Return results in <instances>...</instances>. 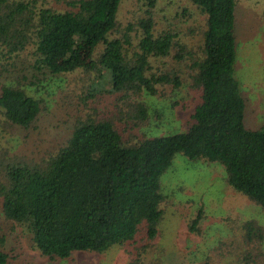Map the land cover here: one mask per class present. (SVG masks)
I'll use <instances>...</instances> for the list:
<instances>
[{"label": "trees", "instance_id": "1", "mask_svg": "<svg viewBox=\"0 0 264 264\" xmlns=\"http://www.w3.org/2000/svg\"><path fill=\"white\" fill-rule=\"evenodd\" d=\"M188 1L203 18L188 11L195 23L182 30L165 0H0V133L36 127L44 102L27 86L93 72L88 87L68 96L78 110L55 149L37 160L0 149L2 214L42 256L68 259L156 239L161 177L176 155L219 163L232 191L264 210V123L245 125L247 100L234 75L238 0ZM184 81L197 93L185 130L131 143L126 131L148 122L144 95L163 97ZM202 217L199 207L191 231ZM239 230L201 264H219L232 251L227 244L246 248L244 264H264L263 227L250 218ZM0 264H10L1 249Z\"/></svg>", "mask_w": 264, "mask_h": 264}, {"label": "rangeland", "instance_id": "2", "mask_svg": "<svg viewBox=\"0 0 264 264\" xmlns=\"http://www.w3.org/2000/svg\"><path fill=\"white\" fill-rule=\"evenodd\" d=\"M237 4L234 75L240 83L241 95L247 100L245 125L258 129L264 123V0H238ZM161 6L175 12L174 21L182 30L194 26V13L203 18L188 0H165ZM126 7L125 2L123 9ZM183 10H186L184 15ZM188 11L192 12L191 17ZM195 33L191 36L188 33V38L194 39L190 43L196 44L198 32ZM28 54L24 52L22 56ZM88 55V52L84 54L82 62L87 61ZM92 78L93 72L86 73L81 68L65 78L49 76L38 86H27L29 93L43 99V113L29 133L5 127L0 133V149L7 151L8 157L26 156L28 160H37L48 148L55 149L69 133L70 123L66 121L72 120L70 116L78 110L68 96L88 87ZM162 94L163 97L144 95L148 122L129 129L133 135L126 131L131 143L146 136L185 130L197 93L188 89L184 81L180 88L163 89ZM123 122L121 120L119 125ZM129 123L134 122L129 120ZM161 191L165 195L163 218L160 233L152 241L142 239L131 247L114 245L105 253L75 252L68 259L50 260L32 247L22 227L4 218L0 208V249L9 254L10 264H201L219 241L228 243L233 235H239L244 220L254 219L264 229V210L232 191L219 163L176 155L161 177ZM199 207L203 217L198 230L191 231L189 225ZM227 245L232 251L219 264H244L246 248ZM259 247L264 250V239Z\"/></svg>", "mask_w": 264, "mask_h": 264}]
</instances>
